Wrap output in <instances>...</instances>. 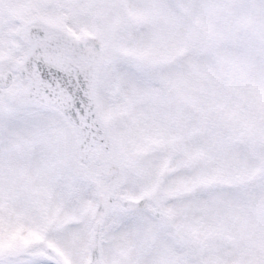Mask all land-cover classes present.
Masks as SVG:
<instances>
[{
    "label": "snow or ice",
    "instance_id": "6c2138e0",
    "mask_svg": "<svg viewBox=\"0 0 264 264\" xmlns=\"http://www.w3.org/2000/svg\"><path fill=\"white\" fill-rule=\"evenodd\" d=\"M0 264H264V0H0Z\"/></svg>",
    "mask_w": 264,
    "mask_h": 264
}]
</instances>
